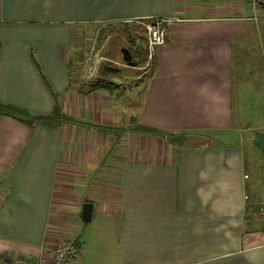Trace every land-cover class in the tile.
<instances>
[{
	"label": "crops",
	"instance_id": "1",
	"mask_svg": "<svg viewBox=\"0 0 264 264\" xmlns=\"http://www.w3.org/2000/svg\"><path fill=\"white\" fill-rule=\"evenodd\" d=\"M257 13L250 0H0V264L51 249L58 175L85 163L72 177L83 193L71 188L75 222L93 205L91 229L70 235L81 264H264L263 4ZM153 19L165 43L114 111L123 154L110 146L95 166L94 138L78 157L67 123L31 120L68 115L84 27ZM128 72L109 81L128 84Z\"/></svg>",
	"mask_w": 264,
	"mask_h": 264
},
{
	"label": "rangeland",
	"instance_id": "2",
	"mask_svg": "<svg viewBox=\"0 0 264 264\" xmlns=\"http://www.w3.org/2000/svg\"><path fill=\"white\" fill-rule=\"evenodd\" d=\"M83 30H85V35L82 37L83 45L81 52H79L80 55L73 54L74 58H72L74 61L72 62L77 65V68H75L72 73V79L74 80V84H77L75 88L68 92L63 109L68 113V120L66 123L69 125V128L66 129L72 130L69 139L73 138L75 140V142L71 144V146L74 145L73 151L78 153V157H80V148H83V153L81 154H84L85 158V147L88 145L86 149H88V154H90V141L94 138V144L98 150L95 151L92 160L95 162L96 166L100 164V162L103 164L105 158L104 154L107 152V148L110 146L112 147L113 142L118 140L116 137L119 135V129L115 128L123 126L126 117L122 116L120 113L115 115L114 111L126 105L127 102L125 98L123 100L117 98L113 92L108 93L106 90L89 91V86L97 82L100 77H95L94 75L90 77V59L95 58L98 60V56H103L105 59L111 60L114 64L119 65L118 67L122 69V72L129 71L126 80L128 84L117 85V92H119V90L126 91L128 86L133 87L135 83V74L141 73L143 69L141 68L142 70L139 71L134 70L135 68L123 66L120 49L129 47L130 38H135L140 45L144 43L145 47L146 30L144 24L135 22L98 24L84 27ZM77 48H79V46ZM79 59L80 62L78 61ZM110 77L113 78V76L107 75V78ZM144 77H146V75ZM121 78L120 76V79ZM124 97L126 96L124 95ZM73 123H75V126L72 125ZM96 123L103 125L104 128H109L111 126L112 132L110 135L112 136L108 138V135H104V133L102 134L101 132L93 134V131H90V126ZM120 142L115 144V147H112L113 153L116 155H120L119 153L123 154V149L127 148L123 147ZM93 153L94 152H92L91 155H93ZM78 157L76 156V158ZM82 165L83 167L81 168L75 165H69L66 170L67 173L58 175V187H56L58 192L56 193L52 208V223L56 224L58 235H61L58 239L62 237H71L70 235L72 234L82 236L84 231L92 227L83 224L81 220H79V222L74 221L77 214L76 204L78 194L76 193L80 192V194H82L83 190L74 187V184L79 181L76 180V182L73 183L72 177L73 175L75 177L77 172H82V169H84L85 172L89 164L85 163ZM115 165L116 164H111V166ZM61 172L62 171H60V173ZM94 183L97 184L98 181ZM71 188L74 189L76 193L72 191ZM74 226L83 230L72 231V227Z\"/></svg>",
	"mask_w": 264,
	"mask_h": 264
},
{
	"label": "built area",
	"instance_id": "3",
	"mask_svg": "<svg viewBox=\"0 0 264 264\" xmlns=\"http://www.w3.org/2000/svg\"><path fill=\"white\" fill-rule=\"evenodd\" d=\"M254 9V20L257 19V8L259 3L264 5V0H250ZM166 21L163 19H153L144 24L146 30V62L142 67L147 70L152 62L156 49L165 43L166 39ZM99 62L118 67L111 60L98 56ZM262 221L264 223V209L262 212ZM81 245L75 237H62L57 239L51 249L38 259L37 264H81Z\"/></svg>",
	"mask_w": 264,
	"mask_h": 264
},
{
	"label": "trees",
	"instance_id": "4",
	"mask_svg": "<svg viewBox=\"0 0 264 264\" xmlns=\"http://www.w3.org/2000/svg\"><path fill=\"white\" fill-rule=\"evenodd\" d=\"M129 43H130V45L126 49L129 50L133 61H135L137 63L136 67H140V68L143 67L145 65V62H146V50L144 47V43H142L140 45L139 43H137L135 38H133V39L130 38ZM78 61L80 62V59ZM72 63L73 62H71L70 65H72ZM96 90H102V91L106 90L108 93L113 92V93H115V96H117V98H120V96H121V91L119 90V92H117L118 91L117 86H115L114 83H111L107 79H105V80L99 79V80H97V82H95L89 86L90 92H95ZM2 108H5V107H2L0 105V109H2ZM57 110L58 109L56 108L50 116H35V117H32L31 120L33 122L42 123V124H46V125H54L55 123H66L68 120L67 115H63V114L60 115L57 112ZM145 132L148 134L154 133V131H151V130H147ZM158 134L161 137L164 136V138L166 136L164 133H158Z\"/></svg>",
	"mask_w": 264,
	"mask_h": 264
},
{
	"label": "water",
	"instance_id": "5",
	"mask_svg": "<svg viewBox=\"0 0 264 264\" xmlns=\"http://www.w3.org/2000/svg\"><path fill=\"white\" fill-rule=\"evenodd\" d=\"M120 55H121V61L123 62V66H126L128 68H135L137 66V63L133 61L132 56L128 49L126 48L120 49ZM97 71L99 73L98 76H100L98 79L110 80L109 78H107V75H111V76L117 75L121 73L122 69L120 67H116L102 61L100 62V64H98ZM92 212H93V205L91 203H84L82 205L80 219L83 224L86 225L90 222L92 217Z\"/></svg>",
	"mask_w": 264,
	"mask_h": 264
}]
</instances>
